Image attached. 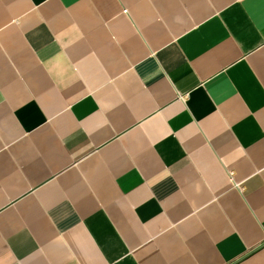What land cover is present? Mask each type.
<instances>
[{
  "label": "crops",
  "instance_id": "0c3cea01",
  "mask_svg": "<svg viewBox=\"0 0 264 264\" xmlns=\"http://www.w3.org/2000/svg\"><path fill=\"white\" fill-rule=\"evenodd\" d=\"M0 264H264V0H0Z\"/></svg>",
  "mask_w": 264,
  "mask_h": 264
}]
</instances>
